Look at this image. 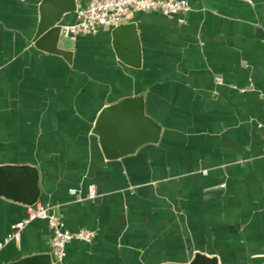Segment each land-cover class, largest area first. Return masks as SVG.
I'll use <instances>...</instances> for the list:
<instances>
[{"label": "crops", "instance_id": "obj_1", "mask_svg": "<svg viewBox=\"0 0 264 264\" xmlns=\"http://www.w3.org/2000/svg\"><path fill=\"white\" fill-rule=\"evenodd\" d=\"M183 1L186 12H137L123 24L136 41L131 67L114 29L61 35L63 58L33 40L41 0H0V166L34 168L33 205L92 235L68 243L61 264H187L196 253L264 264V0ZM74 22L75 11L60 20ZM117 42L131 58L128 35ZM137 97L159 140L108 161L96 118ZM6 182L25 193L23 180ZM20 200L0 196V264L55 262L45 221L4 244L27 218Z\"/></svg>", "mask_w": 264, "mask_h": 264}, {"label": "water", "instance_id": "obj_2", "mask_svg": "<svg viewBox=\"0 0 264 264\" xmlns=\"http://www.w3.org/2000/svg\"><path fill=\"white\" fill-rule=\"evenodd\" d=\"M40 20L34 42L39 45L46 43L48 52L68 58L64 50L57 49L61 37L60 20L63 15L75 11V0H41L38 6ZM128 35L130 57L119 49L117 37ZM113 47L120 62L131 67H138V53L133 36L132 25H121L113 30ZM160 127L143 113L141 97L120 101L100 111L94 123L92 134L98 138L99 147L108 161L134 154L140 147L156 144L160 137ZM8 179L23 180L26 183L25 193L9 188ZM36 170L30 166H0V196L6 198L20 197L26 206L37 201ZM13 191V192H12ZM9 264H61L53 262L49 255H33ZM171 264V263H170ZM174 264V263H172ZM187 264H218L213 257L196 253Z\"/></svg>", "mask_w": 264, "mask_h": 264}, {"label": "built area", "instance_id": "obj_3", "mask_svg": "<svg viewBox=\"0 0 264 264\" xmlns=\"http://www.w3.org/2000/svg\"><path fill=\"white\" fill-rule=\"evenodd\" d=\"M188 4L183 0H87L83 7L75 10L74 24L61 30L62 36L73 41L77 36L91 35L98 30L115 29L123 25L133 13L156 12L164 17H171L188 11ZM221 84V79H215ZM92 188H89V198H93ZM46 222L50 233L49 244L55 262H61L64 257V248L71 241L90 243L92 235L87 232H69L63 222L51 209L35 204L27 207V218L11 227V233L4 240V244L17 240L20 231L31 221ZM3 245H0V248Z\"/></svg>", "mask_w": 264, "mask_h": 264}]
</instances>
